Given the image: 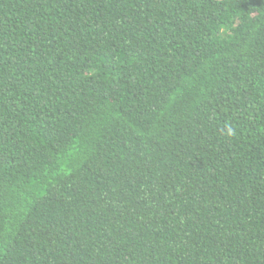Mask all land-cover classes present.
<instances>
[{
  "label": "trees",
  "instance_id": "16d2710c",
  "mask_svg": "<svg viewBox=\"0 0 264 264\" xmlns=\"http://www.w3.org/2000/svg\"><path fill=\"white\" fill-rule=\"evenodd\" d=\"M0 264H264V0H0Z\"/></svg>",
  "mask_w": 264,
  "mask_h": 264
}]
</instances>
